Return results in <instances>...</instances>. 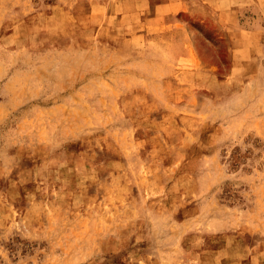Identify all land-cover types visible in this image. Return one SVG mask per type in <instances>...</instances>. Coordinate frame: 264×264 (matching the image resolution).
<instances>
[{"label": "rangeland", "instance_id": "374dc122", "mask_svg": "<svg viewBox=\"0 0 264 264\" xmlns=\"http://www.w3.org/2000/svg\"><path fill=\"white\" fill-rule=\"evenodd\" d=\"M0 264H264V0H0Z\"/></svg>", "mask_w": 264, "mask_h": 264}]
</instances>
